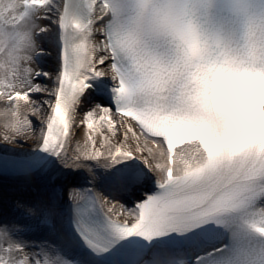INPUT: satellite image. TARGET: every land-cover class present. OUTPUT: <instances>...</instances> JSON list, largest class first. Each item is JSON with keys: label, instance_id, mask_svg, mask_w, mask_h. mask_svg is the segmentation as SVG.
Masks as SVG:
<instances>
[{"label": "snow or ice", "instance_id": "obj_1", "mask_svg": "<svg viewBox=\"0 0 264 264\" xmlns=\"http://www.w3.org/2000/svg\"><path fill=\"white\" fill-rule=\"evenodd\" d=\"M0 101V264H264V0H0Z\"/></svg>", "mask_w": 264, "mask_h": 264}, {"label": "rangeland", "instance_id": "obj_2", "mask_svg": "<svg viewBox=\"0 0 264 264\" xmlns=\"http://www.w3.org/2000/svg\"><path fill=\"white\" fill-rule=\"evenodd\" d=\"M21 104H23V102L21 101ZM3 109H4V103L3 101H0V139H2L3 137V133H4V127H3V123H4V116H3ZM22 112H24V109L22 108ZM79 135L77 136L78 139ZM73 147H75V141L73 143Z\"/></svg>", "mask_w": 264, "mask_h": 264}, {"label": "bare ground", "instance_id": "obj_3", "mask_svg": "<svg viewBox=\"0 0 264 264\" xmlns=\"http://www.w3.org/2000/svg\"><path fill=\"white\" fill-rule=\"evenodd\" d=\"M94 127L101 128V125H100L99 123H94ZM101 130H103V129L101 128ZM80 138H81V137L79 136L78 139H80ZM73 143H74V142H73ZM181 147H182V146H181ZM10 187H12V182H11V181L5 183V182L3 181V179L0 178V190H4L5 188H10Z\"/></svg>", "mask_w": 264, "mask_h": 264}]
</instances>
